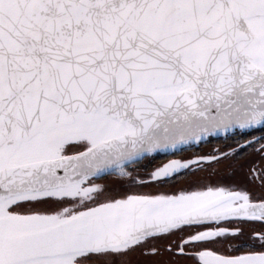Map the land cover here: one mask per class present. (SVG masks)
Returning a JSON list of instances; mask_svg holds the SVG:
<instances>
[{"label": "snow or ice", "instance_id": "1", "mask_svg": "<svg viewBox=\"0 0 264 264\" xmlns=\"http://www.w3.org/2000/svg\"><path fill=\"white\" fill-rule=\"evenodd\" d=\"M257 127L264 0H0V264H132L158 241L195 264H264V195L162 190L218 157L133 175Z\"/></svg>", "mask_w": 264, "mask_h": 264}, {"label": "flooded vegetation", "instance_id": "2", "mask_svg": "<svg viewBox=\"0 0 264 264\" xmlns=\"http://www.w3.org/2000/svg\"><path fill=\"white\" fill-rule=\"evenodd\" d=\"M261 145H264V131L257 127L223 138L212 139L179 153L146 158L134 165L133 168L134 172H144L171 157H194L200 154H209L210 156H217L219 159L187 171L188 174L180 176L174 181V185L166 184L162 187L192 184L195 181L214 182L218 180L220 185L235 186L252 193L254 196H261L264 195V187L256 178L261 171H264V152L260 151ZM115 179L110 177L105 181H114ZM178 182L181 183L176 185L175 183ZM244 228V239H247L254 231L260 230V224L258 222L246 224ZM152 246L162 249L161 253L159 255H145L136 252L131 257L132 264H144L145 262L148 264H194L193 259L189 257L172 255L163 251L167 247V241H158Z\"/></svg>", "mask_w": 264, "mask_h": 264}, {"label": "water", "instance_id": "3", "mask_svg": "<svg viewBox=\"0 0 264 264\" xmlns=\"http://www.w3.org/2000/svg\"><path fill=\"white\" fill-rule=\"evenodd\" d=\"M245 130H248V129H239V128H236V129H230L228 130L227 132H224V131H220L218 134H215V135H211V136H208L205 138V140L199 142V143H191L189 145H183V146H180L179 149L177 150H171L167 155H170V154H173V153H179L185 149H190L194 146H198L202 143H205L209 140H212V139H219V138H223L225 136H228V135H231V134H234V133H237V132H241V131H245ZM167 155H164V154H161L159 156H167ZM201 157H213V156H210L209 154H200L198 156H194V157H187V156H177V157H171L169 159H166L164 160L163 162L161 163H158L156 164L155 166H153L152 168H150L149 170L147 171H144V172H133V175H136L138 178H144V179H147L148 177V174H150L153 170H155L156 168H159L160 166L164 165V164H167L168 162L172 161V160H178V161H181V162H191V161H195V160H199ZM217 157V156H215ZM213 161V160H212ZM211 162V161H210ZM210 162H207V163H210ZM207 163H200V164H195L193 163L191 165V168L189 170H185L186 172L187 171H190L192 169H195L197 167H200L202 165H205ZM125 182L127 181V178H124ZM218 180H215L214 182H208V183H211L213 185H220L218 184ZM98 183H105V184H108L109 186L111 187H115L117 189H120L121 188V185L118 183V178H116L114 181H98ZM191 183H188V184H184V185H180V186H175V187H187L188 185H190ZM221 186H228V185H221ZM172 187H162V190H167V189H171ZM145 190H151V189H145ZM148 261V260H147ZM194 261V260H193ZM148 264V262H145ZM144 263V264H145ZM194 264H195V261H194Z\"/></svg>", "mask_w": 264, "mask_h": 264}, {"label": "rangeland", "instance_id": "4", "mask_svg": "<svg viewBox=\"0 0 264 264\" xmlns=\"http://www.w3.org/2000/svg\"><path fill=\"white\" fill-rule=\"evenodd\" d=\"M114 178H116V177H114ZM183 181H185V180H183ZM183 181H181V182H183ZM181 182H180V183H181ZM180 183L178 182V183H175V184H176V185H179Z\"/></svg>", "mask_w": 264, "mask_h": 264}]
</instances>
